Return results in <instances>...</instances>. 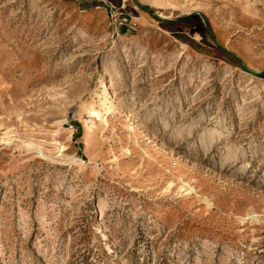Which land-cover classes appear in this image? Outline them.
I'll return each mask as SVG.
<instances>
[{"label": "rangeland", "instance_id": "obj_1", "mask_svg": "<svg viewBox=\"0 0 264 264\" xmlns=\"http://www.w3.org/2000/svg\"><path fill=\"white\" fill-rule=\"evenodd\" d=\"M263 71L264 0H0V264H264Z\"/></svg>", "mask_w": 264, "mask_h": 264}, {"label": "water", "instance_id": "obj_2", "mask_svg": "<svg viewBox=\"0 0 264 264\" xmlns=\"http://www.w3.org/2000/svg\"><path fill=\"white\" fill-rule=\"evenodd\" d=\"M205 25H206V27H207V29H208V32H209L210 36L212 37V39L218 44V42H217L216 39L214 38V35L212 34V31L210 30V28H209V26H208V24L205 23ZM241 65H242V67H243L244 69H246L245 66H244L242 63H241ZM261 73H264V71L261 72ZM259 74H260V73H259Z\"/></svg>", "mask_w": 264, "mask_h": 264}]
</instances>
